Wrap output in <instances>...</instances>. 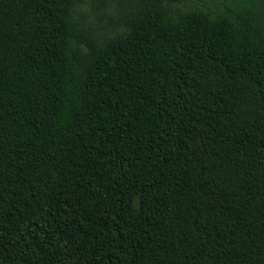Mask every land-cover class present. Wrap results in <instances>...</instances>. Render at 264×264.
<instances>
[{
	"label": "trees",
	"instance_id": "trees-1",
	"mask_svg": "<svg viewBox=\"0 0 264 264\" xmlns=\"http://www.w3.org/2000/svg\"><path fill=\"white\" fill-rule=\"evenodd\" d=\"M0 0V264H264V0Z\"/></svg>",
	"mask_w": 264,
	"mask_h": 264
},
{
	"label": "rangeland",
	"instance_id": "rangeland-1",
	"mask_svg": "<svg viewBox=\"0 0 264 264\" xmlns=\"http://www.w3.org/2000/svg\"><path fill=\"white\" fill-rule=\"evenodd\" d=\"M86 2L85 7L89 9L92 3H96L95 0H84Z\"/></svg>",
	"mask_w": 264,
	"mask_h": 264
}]
</instances>
